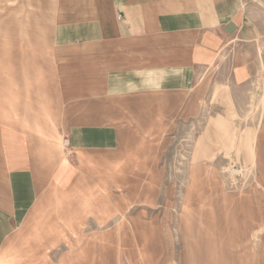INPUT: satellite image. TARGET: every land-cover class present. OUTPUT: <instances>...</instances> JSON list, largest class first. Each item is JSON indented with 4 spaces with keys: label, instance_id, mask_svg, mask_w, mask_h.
Masks as SVG:
<instances>
[{
    "label": "crops",
    "instance_id": "0c3cea01",
    "mask_svg": "<svg viewBox=\"0 0 264 264\" xmlns=\"http://www.w3.org/2000/svg\"><path fill=\"white\" fill-rule=\"evenodd\" d=\"M19 5L29 20L14 26L13 37L0 36V56L7 53L0 59L10 68L0 64V121L9 124H0L2 264L23 262L19 236L29 225L34 231L41 210L74 219L90 214L88 196L101 183H131L135 194L160 190L167 173L214 171L216 142L233 151L235 125L247 121L236 122L231 110L247 106L252 118L256 101L264 103V0ZM19 104H37L29 121ZM250 125L239 137L248 157L256 131ZM63 132L73 153L67 160L51 149ZM178 156L189 164H173ZM77 180L83 197L72 191Z\"/></svg>",
    "mask_w": 264,
    "mask_h": 264
},
{
    "label": "rangeland",
    "instance_id": "374dc122",
    "mask_svg": "<svg viewBox=\"0 0 264 264\" xmlns=\"http://www.w3.org/2000/svg\"><path fill=\"white\" fill-rule=\"evenodd\" d=\"M12 1L0 5V27L8 29L0 28V36L13 37L17 31L14 26L29 20V11L19 5L23 0ZM6 55L3 52L0 57ZM0 64H5L3 58ZM4 66L9 68L8 64ZM30 87L35 88L29 83ZM36 106L19 104L18 114L29 121ZM3 112L1 105L4 118ZM249 112L247 106L231 110L236 122L247 120V125H235L237 142L228 154L221 142H216L220 155L214 171L193 174L187 168L167 173L160 190L141 188L135 194L131 183L117 189H103L101 183L88 196L91 218L90 214L74 219L41 210L34 231L29 225L19 236L23 262L10 258L9 264H264V103L256 101L254 117L249 118ZM0 124L9 126L3 120ZM250 124L256 126L252 157L244 155L248 150H243V139H239L246 138L250 127L254 128ZM55 143L57 146L51 149L58 147L65 160L73 157L66 133ZM171 160L173 164L177 160L179 166L189 164L187 156ZM73 186L72 191L83 197L82 182L77 180ZM153 193L156 203H141L144 196ZM44 202L42 208L46 207Z\"/></svg>",
    "mask_w": 264,
    "mask_h": 264
}]
</instances>
